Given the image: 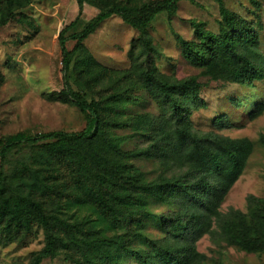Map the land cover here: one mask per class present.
Masks as SVG:
<instances>
[{"label": "rangeland", "instance_id": "obj_1", "mask_svg": "<svg viewBox=\"0 0 264 264\" xmlns=\"http://www.w3.org/2000/svg\"><path fill=\"white\" fill-rule=\"evenodd\" d=\"M144 1L149 0H83L77 21L67 32L80 31L113 3L128 5L134 14ZM221 6L250 22L254 35L246 47L253 63L264 68V0H179L172 12L157 13L144 30L109 15L80 45L71 39L65 42L71 52L66 70L58 33L76 18L77 0H0V138L22 130H81L84 115L71 99L57 95L66 84L86 100L99 102L101 137L120 150L113 157L135 185L136 178L139 183L171 177L186 182L198 175L183 150L158 148L165 145L159 137L162 124L170 130L184 125L205 138H247L253 142L252 150L217 206L218 213H209L182 192L166 194L163 200L148 196L152 217L141 231L145 239L163 246L193 248L196 254L190 264H264V251L239 246L235 229L227 226L234 211L249 213L262 207L264 145L258 138L264 134V111L250 113L264 102V77L252 85L240 84L232 80L224 59L208 69L182 54L181 42L195 39L194 22L219 32ZM142 37L151 49L144 51ZM146 71L159 82L196 77L197 99L176 96L187 120L177 119L162 97L147 88ZM3 170L10 177L9 192L39 201L61 239L54 255L40 264H138L121 243L150 249L146 240L136 237L132 223H112L102 214L92 199L98 184L89 169L79 174L65 159L57 160L35 145L10 152ZM209 179L216 182L212 175ZM115 189L123 190L117 185ZM102 192L108 189L102 187ZM160 215L177 216L180 222L165 227ZM3 225L0 221V264H29L45 246L44 229L36 221L28 230L9 235Z\"/></svg>", "mask_w": 264, "mask_h": 264}, {"label": "trees", "instance_id": "obj_2", "mask_svg": "<svg viewBox=\"0 0 264 264\" xmlns=\"http://www.w3.org/2000/svg\"><path fill=\"white\" fill-rule=\"evenodd\" d=\"M82 1L77 0L79 10L76 18L58 33L63 70L68 67L71 53L65 46L68 39L75 40L76 46L80 45L82 39L93 32L109 15H118L130 25L144 30L157 13L172 12L179 0L144 1L140 4L138 13L134 14L128 5L113 3L105 8V12L93 17L80 31L68 33L67 31L77 21ZM220 15L221 27L218 33L212 32L200 23H193L195 39L181 42L182 54L188 61L204 65L208 69L215 68L218 62L224 59L227 66L232 69L233 81L252 85L254 81L264 77V68L253 63L250 50L246 47V43L253 41L254 30L249 21L229 12L223 6L220 7ZM140 43L144 51L151 49L146 38L142 37ZM143 77L147 88L162 97L177 119L183 118L185 114L176 96L184 94L191 99H197L200 83L194 76L173 82H159L146 71ZM57 95L61 99H71L84 115L85 125L81 130H50L36 133L22 130L0 138V221L4 222L3 230L8 235L12 231L28 230L31 221H36L45 233V246L35 253L29 264H40L42 258L54 255L58 243H61L60 237L54 234L52 224L40 202L30 196L11 193L8 189L10 177L3 170L8 155L23 146L35 145L43 147L44 151L57 160L65 159L66 164L73 166L79 174L86 169L94 174L98 186L95 187L96 192L92 199L97 203L102 214L109 215L112 223L117 221L123 225L132 223L136 228V237L146 240L150 245V249L147 250L121 243L123 251L138 264H190L196 254L193 248L163 246L155 240L144 238L141 230L152 217L145 198L156 196L163 200L166 194L182 192L199 202L209 213H218L216 208L243 171L253 142L247 138L234 139L223 136L205 138L191 133L184 125L170 130L166 124H162L159 126V137L165 145L158 148L183 150L187 161L198 175L195 179L186 182L171 177L164 178L160 182L139 183L136 178L135 185L133 181L131 183L123 176L121 164L113 157L116 153L121 154L120 150L101 137L102 120L99 102L86 100L79 92L71 90L67 84ZM263 111L264 102H258L250 116H257ZM183 119L187 120L186 116ZM258 139L264 145V134ZM92 165L96 168L93 169ZM210 175L216 179V182L211 183ZM77 183L81 184L79 179ZM115 185L123 190L117 191ZM102 187L107 188L108 192H102ZM193 218L195 227L199 226V220ZM227 219L231 222L227 226H233L235 229V241L239 246L254 251H264V197L262 207L258 211L249 213L234 211ZM158 220L165 227H175L180 222L177 216L168 218L160 215Z\"/></svg>", "mask_w": 264, "mask_h": 264}]
</instances>
